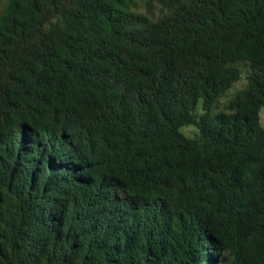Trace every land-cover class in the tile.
Listing matches in <instances>:
<instances>
[{"label": "trees", "instance_id": "16d2710c", "mask_svg": "<svg viewBox=\"0 0 264 264\" xmlns=\"http://www.w3.org/2000/svg\"><path fill=\"white\" fill-rule=\"evenodd\" d=\"M260 108L264 0H8L0 264H264Z\"/></svg>", "mask_w": 264, "mask_h": 264}, {"label": "rangeland", "instance_id": "374dc122", "mask_svg": "<svg viewBox=\"0 0 264 264\" xmlns=\"http://www.w3.org/2000/svg\"><path fill=\"white\" fill-rule=\"evenodd\" d=\"M8 0H0V10L3 8V6L7 3ZM145 9V6L142 1H138V10L143 12ZM150 12L156 16L158 14V9L157 7H152L150 9ZM245 80L241 76L236 82L233 83V85L226 91L225 95L219 99V104L218 107L221 106L222 102H224L228 97H230L235 91L241 89L244 87ZM199 107V106H198ZM199 111V108H198ZM257 122L258 125L264 129V109L260 108L258 110L257 114ZM182 131L185 133L191 134L193 132V127L188 126V127H183L181 128Z\"/></svg>", "mask_w": 264, "mask_h": 264}]
</instances>
